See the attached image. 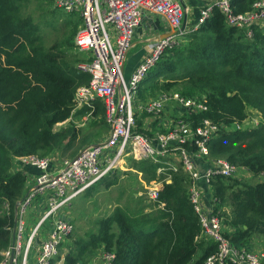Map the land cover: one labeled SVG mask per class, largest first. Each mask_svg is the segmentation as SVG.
Wrapping results in <instances>:
<instances>
[{
	"label": "trees",
	"instance_id": "1",
	"mask_svg": "<svg viewBox=\"0 0 264 264\" xmlns=\"http://www.w3.org/2000/svg\"><path fill=\"white\" fill-rule=\"evenodd\" d=\"M229 1L234 13H242L255 0ZM26 2L0 0V212L4 203L9 206L8 214H0V253L12 242L14 207L25 194L26 177L15 170L14 158L49 156L59 147L63 133L53 129L70 119L75 90L90 79L61 58L56 45L41 44L37 20L23 13ZM76 32L74 27L71 40ZM183 35L186 43L166 49L148 70L138 98L145 101L180 84L187 93L205 96L206 111L187 119L193 127L207 119L224 130L208 143L201 169L205 162L223 157L257 180L211 176V215L221 221L224 237L236 250H249L253 240L264 249V28H254L253 38L246 39L214 10L197 30ZM95 104L91 120L100 115L106 125L103 106ZM250 115L262 119L259 125L237 129ZM185 148L194 152V147ZM178 165L176 172H166L169 182H163L153 203L155 213L129 215L117 209L98 221L96 231L85 239L70 236L62 244L61 264H90L100 251L113 254L112 264H203L216 246L197 240L201 227L189 200L190 180ZM160 167L143 160L138 171L153 180Z\"/></svg>",
	"mask_w": 264,
	"mask_h": 264
},
{
	"label": "built area",
	"instance_id": "2",
	"mask_svg": "<svg viewBox=\"0 0 264 264\" xmlns=\"http://www.w3.org/2000/svg\"><path fill=\"white\" fill-rule=\"evenodd\" d=\"M183 1L50 0L54 8L81 19L73 44L79 52L86 53L87 58L76 65V70L88 74L90 79L76 88L72 113L79 108H89L91 110L85 117L89 119L95 103L100 102L108 134L105 141L88 145L75 157L66 160H58L53 155L14 158L15 170H22L26 177L25 194L15 204L14 241L0 253V264H8L11 254L12 264H28L31 251L34 264H61L62 244L73 231L71 220L62 217L64 207L115 170L122 157L129 153L161 164L158 174L164 175L165 170L175 172L177 164L181 165L190 180L189 200L199 216L201 230L197 240L211 241L216 246L215 253L203 264H264V249L258 252L236 250L224 237L225 227L221 221L211 215L212 205L205 206L200 201L201 183L208 184L213 175L234 177L238 170L225 159L215 160L213 164L205 162V168L201 169L200 161L209 155L208 143L224 130V126L203 119L193 127L189 118L186 120L182 115L175 117L174 121L164 116L168 103L177 105L173 111L183 108L187 115L205 112V96L194 100L163 92L145 101L138 100L139 84L163 52L178 43L177 36L151 40L129 78L124 77L125 57L143 20L158 17L172 32L179 30L187 16ZM198 1V15L188 31L197 30L214 10L222 15L227 27L244 32L246 39L253 38L254 28H264V0H255L250 9L242 13H234L229 0ZM137 102L139 105L135 107ZM141 116H146L144 130L150 129L149 126L145 128L148 122L160 119L158 124L162 133L151 137L141 133L137 124ZM249 121L236 128L244 129ZM185 145L194 147V152H189ZM170 157L173 160L166 162ZM164 176L148 189V200H156L163 182H169V175ZM37 197L41 198L36 207L38 213L41 208L44 212L25 237V214ZM8 211L9 206L4 203L0 214H8ZM48 220H52L51 228L41 238V228ZM113 259L112 253L102 252L99 256L101 264H111Z\"/></svg>",
	"mask_w": 264,
	"mask_h": 264
},
{
	"label": "rangeland",
	"instance_id": "3",
	"mask_svg": "<svg viewBox=\"0 0 264 264\" xmlns=\"http://www.w3.org/2000/svg\"><path fill=\"white\" fill-rule=\"evenodd\" d=\"M23 9L24 14H28L33 19L37 20L38 33L42 37L41 44L44 47L50 48L56 45L57 47L55 49V52L74 67L79 62H84L86 60V53L79 52L74 47V44L73 46L67 45L68 42L73 43L74 38L71 40V33L73 28L77 27L78 30L81 26V19L78 15L66 14L59 9H55L53 5L49 2V0H27ZM190 28V25H186L185 31L189 32L188 30ZM170 33L173 34L174 31H170ZM184 36L185 35L176 37L177 42H179L181 45L186 43V39ZM148 37L149 35H147L143 41H146V38ZM139 41L140 40H135L134 43L136 42L137 44L126 54L124 61V72L127 71V68H134L139 61H137L139 53L141 52L143 46H145V43ZM124 76L127 80L128 76ZM183 85L184 84L178 85L176 88H173L172 91L168 92V94L176 93L186 99L194 100H197L201 97L197 96L195 93L189 90V92L187 93ZM151 97L155 96H149L147 97V99ZM138 105L139 104L137 102L135 104V107H137ZM176 106L177 105L173 103H168L166 106L167 110L170 112V116L168 117L169 121H174L175 117H178L180 115H182L186 120L188 116L191 118L193 115H195H187L183 108L173 111ZM90 110L91 109L89 108H86V110H83V108H79L78 110L76 109L67 122L63 124H58L54 127V132H62L63 136L59 147L54 148V150L50 152L51 154L47 153V155H53L58 160H66L68 158H72L75 154L77 155L82 149H84L88 145L96 144L100 141H105L108 134L107 126L103 122V119L100 115H98L97 118L94 117V120H91V118H85L90 112ZM95 110L96 104L93 108V111ZM160 114H162V112ZM250 116L251 117L249 118V124L244 128L256 126L262 120L259 116ZM145 117L146 116H141L139 119H137V124L140 126L141 129L144 124H146V122L144 121ZM159 121L160 119H157L155 120V122L157 123H148L145 128L149 125L151 126V128L154 125L160 126V124H158ZM93 122H95L96 124ZM144 131L149 132L151 130L147 128ZM152 131L153 134L156 135L162 133V128L160 127V129ZM72 134H75V139L73 141H70ZM67 144H71V146L68 148L66 147ZM170 153L172 152L170 151ZM147 159L148 158L136 157L132 153L125 154L122 157L121 163L116 167L115 170L111 171L103 180L97 182L96 184L88 188L81 195L74 198L69 203V205L64 207L62 217L71 220V223L73 225V231L71 236L73 239H85V236L88 233L96 231L98 221L113 214V212H115L117 209H122L125 213H128L129 215H138V213H155V208L157 207L153 205V203L157 199L154 201L148 200V189L152 187L153 184L160 182L161 178L165 177L164 175L167 174L166 172L172 170H165V173L163 175L158 174L157 169L156 178L153 180H149L144 176L142 172L138 171L139 162ZM223 159L225 158L218 157L213 160H210V163L213 164V161ZM171 160H173L172 157H170V159H168L166 162H170ZM149 161L154 164L157 163L153 162L152 160ZM162 164L168 167V165L164 163ZM178 167L179 165L177 164V169ZM235 176H239L241 179L246 180L248 183L257 182L256 179H253L246 171L243 170H236ZM206 185V190L199 191L200 201L205 206H211L212 198L208 187L209 183ZM40 199V197H37L32 202L31 208H29L25 214V237L27 236L28 231H30V229L34 226V224L38 222L40 216L44 212V209L41 208L39 214V208H36ZM51 224L52 220H48L42 226L40 232L41 238L45 237V232L49 228H51ZM252 242V248H250V250L256 252L263 250V248L261 247L263 246V244L260 242L258 244V240H253ZM64 254L65 253L61 255L62 259L64 257ZM34 263V255L31 251L29 255L28 264Z\"/></svg>",
	"mask_w": 264,
	"mask_h": 264
},
{
	"label": "crops",
	"instance_id": "4",
	"mask_svg": "<svg viewBox=\"0 0 264 264\" xmlns=\"http://www.w3.org/2000/svg\"><path fill=\"white\" fill-rule=\"evenodd\" d=\"M199 5H200V2L198 0H184L183 1V6L186 7V9H187L186 25H190L192 27L197 15H198ZM170 31H171V29L164 23L163 20H161L158 17L152 16L150 18V21H147L144 19L141 27L134 34V38L132 40V47H131V49H132L137 44L136 42L134 43L135 40H140L139 42L145 43V46H143L141 52L139 53V57L137 59V61L139 60L138 63L140 62V60L145 55L146 48H147V45L149 44V42L153 39H159L160 37L168 34ZM147 35H149V37L146 38V41H143ZM142 53H143V55H142ZM138 63L135 65V67L138 65ZM134 68H129V69L127 68V71L123 72L124 75L128 76V78H129V76L132 73V71L134 70ZM123 71H124V66H123ZM164 116H166V117L170 116V112L167 109H165ZM148 123H156V122L152 121V122H148ZM149 127H150L149 130H151V131L156 130V129H160V127L157 125H154L152 128L149 125ZM206 187H207L206 184L201 183V185H200L201 191L206 190ZM206 196H207V193H206ZM101 253H102V251H100L98 253V256H97L98 258L96 257V259L91 261L90 264H100L101 262L99 261V256Z\"/></svg>",
	"mask_w": 264,
	"mask_h": 264
},
{
	"label": "water",
	"instance_id": "5",
	"mask_svg": "<svg viewBox=\"0 0 264 264\" xmlns=\"http://www.w3.org/2000/svg\"><path fill=\"white\" fill-rule=\"evenodd\" d=\"M185 27H186V18H184L183 22H182V25L180 27L179 30H175L173 34H171L170 32L162 37H160L159 39H164L166 38L168 35H173V36H179L180 34H184V31H185ZM14 241V235H13V232H12V243ZM12 258H13V255L11 254V257H10V261L8 264H12Z\"/></svg>",
	"mask_w": 264,
	"mask_h": 264
}]
</instances>
